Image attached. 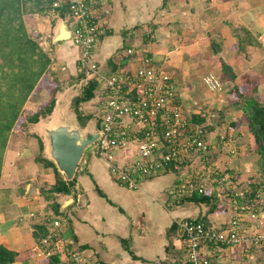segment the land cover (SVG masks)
Segmentation results:
<instances>
[{
    "label": "crops",
    "instance_id": "crops-1",
    "mask_svg": "<svg viewBox=\"0 0 264 264\" xmlns=\"http://www.w3.org/2000/svg\"><path fill=\"white\" fill-rule=\"evenodd\" d=\"M108 4L111 14L96 51L100 69L106 74L135 69L143 57L150 58L153 65L170 74L186 115L202 113L205 118L227 108L223 117L211 121L206 139L215 146L217 136H232L238 154L220 155L215 148L207 154H192L181 165L143 178L137 188H129L111 175L98 156L92 168V155L84 153L72 193L58 197L62 214L55 215L39 193V188H48L55 180L53 168L37 159L41 144L44 147L40 134L32 126L15 131L9 137L0 176V244L32 255L11 264H36L33 251L45 234L35 240L32 229L47 216L60 218L62 236L73 239L97 264H187L186 249L173 221L196 218L206 214L207 208L181 203L178 185L211 165L234 171L240 182L258 178L247 119L242 110L230 108L232 99L225 91L228 84L248 86L250 82L258 92L264 91V0H109ZM61 19L53 12L24 16L29 32L42 48L52 49L61 66L73 73L78 49L70 40L51 41ZM236 28H243L241 41ZM133 29L139 31L136 42L129 40ZM129 47L132 53L127 52ZM222 62L231 68L234 80H221L223 91L211 93L202 77L213 72L221 79ZM30 104L36 103L28 101L25 108H31ZM116 157L126 163L140 158L133 146L117 151ZM108 193L127 196L139 204L136 217ZM143 209L149 210V219L154 221L153 232L134 224V219L145 217ZM261 210L264 212V204ZM231 214L227 207L209 213L207 219L210 225L222 227ZM206 251L211 264H264L263 248L225 246L216 252Z\"/></svg>",
    "mask_w": 264,
    "mask_h": 264
},
{
    "label": "built area",
    "instance_id": "built-area-1",
    "mask_svg": "<svg viewBox=\"0 0 264 264\" xmlns=\"http://www.w3.org/2000/svg\"><path fill=\"white\" fill-rule=\"evenodd\" d=\"M109 0H54L53 9L66 7L71 43L78 49L77 68L94 77L99 85L89 101L91 112L100 121L95 154L106 164L114 178L129 188H137L141 179L179 166L192 154H207L213 144L206 139V123L193 124L177 98L170 74L143 57L135 69L122 68L106 74L100 69L96 51L111 14ZM132 53V48L127 49ZM202 81L211 93L223 91L220 78L213 72ZM213 114L210 115V117ZM135 147L140 156L133 162H120L117 151ZM217 149L236 156L237 148L230 137L219 135ZM221 168V169H220ZM226 167L208 166L194 178L178 185L182 196L193 190L219 192L222 202L228 198L231 217L222 227L206 225L195 218H176L173 223L186 249L187 264H211L207 249L218 251L225 246L264 247V189L254 198L250 189ZM246 220L249 221L248 224ZM46 233L34 248L36 264H97L73 239L62 236L60 218L44 217Z\"/></svg>",
    "mask_w": 264,
    "mask_h": 264
},
{
    "label": "trees",
    "instance_id": "trees-1",
    "mask_svg": "<svg viewBox=\"0 0 264 264\" xmlns=\"http://www.w3.org/2000/svg\"><path fill=\"white\" fill-rule=\"evenodd\" d=\"M53 1L0 0V176L10 135L15 131H25L41 119L48 117L55 106L57 94L64 90L59 78L50 71L54 66L53 50L42 48L39 41L29 32L24 20L25 15H48L53 12L69 23L67 8L53 9ZM242 29L236 28V31L240 30V33H237L240 41L243 40ZM221 66L222 77L220 80L230 78L233 81L234 73L228 64L222 62ZM86 77H88L86 71L78 69L76 64L75 75L72 76V79L74 78L76 82L82 80L85 82L81 86L80 93L74 98L73 104L76 118L84 125L94 115H83L79 110V105L90 101L99 85L96 78L91 77L85 80ZM42 92L47 94V99H42ZM226 92L232 99L229 103L230 108L242 110L247 119L249 133L253 137L252 151L255 155L254 163L258 178L250 177L247 182H240L238 185L250 189L247 199L254 198L259 188L264 189V95L258 93L254 82H250L248 86L228 84ZM28 101L38 104L37 107L34 110L25 108ZM226 109H219L217 118L223 117ZM190 117L193 124L205 123L202 113ZM209 125L210 123L207 122V132L211 128ZM218 139L219 136H217ZM42 152L43 144L40 146V154L37 159L42 161L46 167L53 168L55 180L48 188H39V193L47 201L48 206L53 209L55 215H60L62 212L58 197L72 193L76 184V171L70 180L65 179L57 171L53 162L45 158ZM173 167L174 165L171 164L164 171ZM228 171L238 179L234 171L230 169ZM220 195L219 192L208 188L203 192L193 190L180 196L179 200L181 203H192L207 208L206 214L200 213L195 219L210 225L207 219L209 213L226 211V206H220L222 200ZM32 233L35 240H38L46 233V226L43 223L34 224ZM31 255V251L21 254L0 244V264H11Z\"/></svg>",
    "mask_w": 264,
    "mask_h": 264
},
{
    "label": "water",
    "instance_id": "water-1",
    "mask_svg": "<svg viewBox=\"0 0 264 264\" xmlns=\"http://www.w3.org/2000/svg\"><path fill=\"white\" fill-rule=\"evenodd\" d=\"M70 38L71 30L67 21L61 19L54 28L51 41L54 44L70 40ZM74 116L76 118V114ZM75 118L72 121L66 119L56 120L43 126H41V119L32 125V128L44 139L43 156L52 161L57 171L67 180L74 176L86 148L99 137V130L85 126L80 128L77 118ZM67 200L64 199L63 201Z\"/></svg>",
    "mask_w": 264,
    "mask_h": 264
},
{
    "label": "rangeland",
    "instance_id": "rangeland-1",
    "mask_svg": "<svg viewBox=\"0 0 264 264\" xmlns=\"http://www.w3.org/2000/svg\"><path fill=\"white\" fill-rule=\"evenodd\" d=\"M131 33V36L129 38V40H132V42H136L137 39H139V31L138 30H132ZM35 38V37H34ZM54 57V66L52 67V69L50 70L53 75L55 74L59 80H60V83H61V86L64 87V90H62V92H59L56 96V100H57V104L55 102V108H53V111L52 113L46 117V118H43L42 119V123H41V126L47 124V123H50V122H53V121H56V120H61V119H66V120H73L75 118V111H74V98L80 93L81 91V86L84 84V80L80 81V82H76V80L73 78L72 79V76L75 75V71H72L68 68H64L61 66V64L58 62V59L57 57L53 54L52 55ZM50 77H52V75L49 74ZM87 78H91L89 77H86L85 80H87ZM248 81H246L247 83ZM226 87V86H225ZM202 88L203 85H202ZM226 95L229 97L228 93L225 91ZM260 94L263 93L264 95V91L263 92H258ZM47 94L45 92H42V99H47ZM221 97V96H220ZM38 104H30L31 108L29 109H35L37 107ZM55 109V110H54ZM91 109H92V105L88 102H84V103H81L79 105V110L81 111V113L83 115H94L92 112H91ZM52 115V116H51ZM97 117L94 115V117L92 119H90L86 125L84 124H81L79 122L78 119H76L80 125V128H83L84 126L87 127V128H93L95 129V119ZM217 118V114L213 113V115L210 117V114H208L206 117H205V123H211L212 120H215ZM41 137V135H40ZM231 138L232 140V136H228ZM41 140L43 141V137H41ZM233 143V142H232ZM212 148H215L217 150V153H219L220 155L222 154H225V153H222L221 150L217 149L216 146H213ZM211 148V149H212ZM214 150V149H213ZM237 151H239V149L237 148ZM212 152V150H211ZM84 153H89L90 155H92V162H93V167L95 166V164L97 163L98 159H97V155L95 154V142L88 146L85 150ZM227 155V154H226ZM105 168V167H104ZM132 194H139L137 192H133V191H128ZM113 194V193H112ZM112 194L108 193V195L112 198V199H115L116 202L120 203L121 206H123L127 211L128 213H132L133 217H136V213L138 212V210L140 209V206L139 204H136V203H133L131 202V198H128L127 196L124 197V195H121L118 197H112ZM119 199H121L119 201ZM223 201V200H222ZM220 201V206H226L230 209V206H229V201H228V198H226V204L223 202ZM264 202H262V206H263ZM155 205V203L153 204ZM158 208L159 205H157ZM161 209V208H160ZM144 212H145V217H141L139 218L137 221L134 219V224H138L140 228L144 227L146 228L147 230H149L150 232H153V230L156 229L155 227V224H154V221L152 220V218L150 217L149 219V213H148V209H143ZM227 210V208H226ZM263 212V211H262ZM264 214V212H263ZM264 225V224H263ZM264 249V248H263Z\"/></svg>",
    "mask_w": 264,
    "mask_h": 264
},
{
    "label": "flooded vegetation",
    "instance_id": "flooded-vegetation-1",
    "mask_svg": "<svg viewBox=\"0 0 264 264\" xmlns=\"http://www.w3.org/2000/svg\"><path fill=\"white\" fill-rule=\"evenodd\" d=\"M95 129L100 130V121L97 118L95 119Z\"/></svg>",
    "mask_w": 264,
    "mask_h": 264
}]
</instances>
